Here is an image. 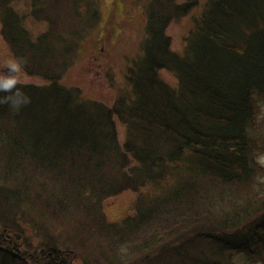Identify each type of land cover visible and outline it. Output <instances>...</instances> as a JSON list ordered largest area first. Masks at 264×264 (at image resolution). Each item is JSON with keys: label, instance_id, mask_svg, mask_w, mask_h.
Returning a JSON list of instances; mask_svg holds the SVG:
<instances>
[{"label": "trees", "instance_id": "obj_1", "mask_svg": "<svg viewBox=\"0 0 264 264\" xmlns=\"http://www.w3.org/2000/svg\"><path fill=\"white\" fill-rule=\"evenodd\" d=\"M17 1L0 0L2 36L45 82L20 112L0 105V264L264 261V0H148L111 105L61 82L102 0ZM200 5L178 52L168 28ZM126 189L134 213L110 220Z\"/></svg>", "mask_w": 264, "mask_h": 264}, {"label": "rangeland", "instance_id": "obj_2", "mask_svg": "<svg viewBox=\"0 0 264 264\" xmlns=\"http://www.w3.org/2000/svg\"><path fill=\"white\" fill-rule=\"evenodd\" d=\"M147 1L102 0V21L87 36L85 43L76 54L75 63L66 70L61 82L68 86L79 87L86 98L101 100L111 105L120 93V89L128 87L127 68L131 60L141 52L140 43L145 34ZM15 5L22 11L29 12L31 9L30 0H18ZM201 9V5L194 8L190 14L173 20L169 26L168 34L171 35L172 46L176 51H184L186 37L195 25L196 16L202 13ZM27 19V26L34 34L42 32L47 27V23L42 20L37 21L31 16ZM12 58L15 57L2 36L0 20V66ZM161 74L171 84L176 85L178 79L172 72L164 69ZM21 79L26 83L43 84L45 82L42 78L24 73ZM262 108L264 120V104ZM117 125L120 141L123 142L125 125L119 121ZM261 130L264 133V126ZM260 160L264 162V152L261 153ZM147 189L149 187L141 190ZM138 194V190L126 189L120 194L105 199L104 212L110 220H121L128 214L134 213ZM249 264H264V261L249 262Z\"/></svg>", "mask_w": 264, "mask_h": 264}, {"label": "clouds", "instance_id": "obj_3", "mask_svg": "<svg viewBox=\"0 0 264 264\" xmlns=\"http://www.w3.org/2000/svg\"><path fill=\"white\" fill-rule=\"evenodd\" d=\"M26 62L12 58L0 66V105H7L16 113L32 102V97L23 87L26 82L21 79Z\"/></svg>", "mask_w": 264, "mask_h": 264}, {"label": "water", "instance_id": "obj_4", "mask_svg": "<svg viewBox=\"0 0 264 264\" xmlns=\"http://www.w3.org/2000/svg\"><path fill=\"white\" fill-rule=\"evenodd\" d=\"M5 71H7V69H4Z\"/></svg>", "mask_w": 264, "mask_h": 264}]
</instances>
